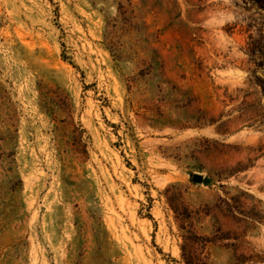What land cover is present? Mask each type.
Here are the masks:
<instances>
[{
    "label": "rangeland",
    "instance_id": "1",
    "mask_svg": "<svg viewBox=\"0 0 264 264\" xmlns=\"http://www.w3.org/2000/svg\"><path fill=\"white\" fill-rule=\"evenodd\" d=\"M259 79L252 0H0V264H264Z\"/></svg>",
    "mask_w": 264,
    "mask_h": 264
},
{
    "label": "trees",
    "instance_id": "2",
    "mask_svg": "<svg viewBox=\"0 0 264 264\" xmlns=\"http://www.w3.org/2000/svg\"><path fill=\"white\" fill-rule=\"evenodd\" d=\"M252 1L254 2V4L258 5L260 8L264 9V0H252ZM258 82H259V85L261 86L262 92L264 94V79L263 80L259 79ZM184 259H186L187 264H191V262L187 258H184Z\"/></svg>",
    "mask_w": 264,
    "mask_h": 264
},
{
    "label": "water",
    "instance_id": "3",
    "mask_svg": "<svg viewBox=\"0 0 264 264\" xmlns=\"http://www.w3.org/2000/svg\"><path fill=\"white\" fill-rule=\"evenodd\" d=\"M193 180H194V182L200 183L202 181V177L196 175V176L193 177Z\"/></svg>",
    "mask_w": 264,
    "mask_h": 264
}]
</instances>
